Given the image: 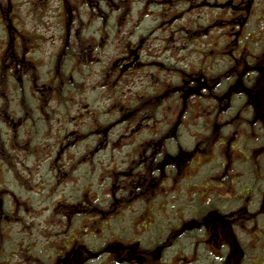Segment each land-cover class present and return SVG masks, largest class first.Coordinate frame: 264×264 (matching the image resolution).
<instances>
[{
    "label": "flooded vegetation",
    "instance_id": "obj_1",
    "mask_svg": "<svg viewBox=\"0 0 264 264\" xmlns=\"http://www.w3.org/2000/svg\"><path fill=\"white\" fill-rule=\"evenodd\" d=\"M154 1L144 0L143 9L150 13L144 15L147 24L154 16V25H158L161 14L167 16L170 26L178 25L175 15L192 16L202 35L188 41L199 44L209 33L211 48L203 49L196 64L185 69L178 65L181 60L166 57V64L174 65L173 72L165 63L153 60L150 64L165 68L154 67V85L158 87L154 92L148 85L142 93H135L133 102L110 114L115 120L98 137L86 121L79 130L69 129L63 136V141L70 142L59 145L58 154L69 155L77 167L87 165L99 150L108 148L110 154L120 155L125 148L126 165L107 169L110 183L101 181L92 190L86 181L71 184V170L62 173L59 183L67 194L54 200H50L55 194L50 187L55 183L34 190L33 197L43 194L40 199L22 198L18 180L11 184L15 191L9 189L8 182L6 186L0 183V264H264V49L256 52L252 46V50L248 48L249 44L264 47V25L242 39L259 0H177L186 7L181 4L178 11L166 7L156 14L150 12ZM210 7L216 9V15L205 13L201 19L200 10ZM10 12L11 8L1 12L11 48L2 60L1 78L7 80L12 74L21 84L20 75L45 74V81H38L36 75L29 82L42 96L54 93L58 74L63 82L67 77L71 81L73 74L85 73L71 68L76 60L92 56L82 49L74 51L78 57L73 54V61L67 62L70 69L65 62L62 69L61 59L69 52L60 50L49 70L38 71L30 44L24 43L21 53L14 48L21 33ZM97 19L102 25L103 19ZM260 19L264 22L263 10L257 13ZM215 28L220 34L213 39ZM182 33L180 39L188 37ZM144 41L122 40L123 52L113 64L115 79L133 74L134 66L142 65L139 52ZM102 87L106 88V83ZM39 105L43 108V103ZM127 106L132 111L124 114L120 108ZM20 108L21 103L10 110L12 118L6 120V127L20 125L22 118L23 123L32 121L40 111L31 106L19 115ZM157 110L162 111L161 118L152 116ZM97 120L100 123L96 114ZM126 121L129 134H123L124 141L105 134L107 128L112 131ZM80 143L85 146L82 151ZM51 153L42 154L50 157ZM19 154L25 158L35 156V151L3 152L0 174L15 172L18 179ZM27 168L35 171L22 165V170ZM95 169L80 170V177L86 179ZM57 173L50 169L46 174L57 181ZM98 180H103V175ZM122 222L127 226L121 227Z\"/></svg>",
    "mask_w": 264,
    "mask_h": 264
},
{
    "label": "rangeland",
    "instance_id": "obj_2",
    "mask_svg": "<svg viewBox=\"0 0 264 264\" xmlns=\"http://www.w3.org/2000/svg\"><path fill=\"white\" fill-rule=\"evenodd\" d=\"M201 2H205V0ZM151 3L153 9L150 12L154 14L161 13L166 7L171 9V11H178L177 6L182 4L178 5L177 0H167V3L162 2V0H155ZM144 5V0H0V22L3 23L0 26V66L2 65V60H5L8 51L11 49L7 43V22L2 19L3 13H1L2 11L5 13V9L9 8L13 12L9 17L14 19V23L17 24L16 28L21 33V36H17L14 48L15 50H20L21 53L24 50V43L30 44V49H33V51H30L33 54L30 55L35 57L38 71L46 72L49 70L53 64L54 56L60 50L65 53L69 52V56L61 59V61L63 60L61 62L62 69L64 62L66 67L70 69L68 63L73 61V54L78 57V54L74 53V51L82 49L85 54H92L89 57L85 56L80 61L79 59L76 60L71 65V68L85 72L84 74H73L71 81L67 77L63 82H61L62 78L58 74L57 88L55 87V91L52 94L39 96L30 87L29 82L32 77L38 75V81L43 82L46 78L45 74L20 75L21 84L17 82L16 77L12 74H9L7 80L0 77V113L3 114L0 117V125L2 124L0 126V169L3 152L7 151V153L12 155L13 152L27 150V148L35 151V156L23 158L21 154L18 155V163L21 161L20 165H18L21 166V169L19 167L18 179L15 172H12L15 175L12 173L0 174V183L3 186H6V182H8L9 189L14 190L15 186H11V184L18 180L23 189L22 198L40 199L43 198V194L40 193L41 196L33 197L34 190L42 184L50 187L51 184L55 183L50 187L55 193L50 197V200H54L67 194L63 188L60 189L61 186L59 185L63 181L64 176L62 173L65 175L66 172L74 171L71 180H68L69 183L80 184L86 181L87 184L92 185V187L88 186L92 190L101 181H103V185L111 182L112 177L109 175L110 171L107 170L108 168L126 165L128 159L123 157V152L127 151L125 148H122L120 155H117L114 151L113 154H110V149L108 148L99 150L92 159L87 161L89 164L92 162L95 165L85 164L77 167V165L71 164V160L68 158L69 155L58 154V147L70 142L63 141V136L69 129L79 130L78 128H81L85 121L93 133L97 132V137L100 134H104L103 131L106 125L111 124L115 120V116L110 114L115 112L116 109L118 110L120 106H126L128 101L133 102V95L142 93L148 85L151 86L153 92L158 88L157 85H154L157 81L154 77L155 75H153L157 71L155 68L159 70H165V68L150 64V62L156 60L163 64L165 63V67L170 68L173 72L174 65L166 64L168 63V58L172 61L181 60L178 65L183 66L182 68L185 69L187 66L195 65L197 62V57L193 50L204 49L206 52V48L209 46L207 39L211 38V34L208 33L209 36L207 38L202 37L199 44H192L188 41L196 34L198 36L202 35V31H198L197 25L193 24L195 22L192 16H173L179 21L178 25H176L177 27L166 24L167 16L164 14L157 17L158 20H161L158 25H154L156 22V18L153 20L154 16L147 24L144 15L149 12L143 9ZM182 5L181 7H186L185 4ZM263 8L264 0L257 1L250 22L244 28L242 37L244 41L247 38V33H257L258 29H262L261 25H264V22L261 19L257 20V13L260 12L262 14ZM200 12H202V16ZM200 12L196 14L201 16V19L205 13L210 15H216L217 13L213 7L208 10H200ZM98 17L103 19L102 25L98 22ZM261 17L262 15L259 18ZM207 18L209 19L210 16L207 15ZM211 20L210 23L212 22ZM180 24L183 25L184 30L180 27ZM200 24L202 26L203 21ZM217 30L218 28H215L211 31L214 36L213 39H216L220 34ZM182 32L188 37L180 39ZM126 38L133 40L137 38L145 39L139 52V61L142 65L134 66L135 71L133 74L124 73V76H118L119 78L115 79L112 75L113 64L117 57L122 54L124 48L121 47V44L122 40ZM65 40H67V43H65ZM215 43L216 40H214ZM250 46L256 52L264 49L260 44L256 46L249 44L248 48L252 50ZM240 53L241 50L235 55ZM80 63L83 66L79 67ZM143 64L147 66L145 69ZM147 64L152 67H148L149 65ZM135 65L138 64L135 63ZM106 74H110L109 77ZM149 74L152 75L150 76ZM104 83L107 85L106 88L102 87ZM19 103H21L19 115L21 113L26 114L28 111L27 107L31 108V106L40 108V111L36 112L34 120L33 116L31 117L32 121L23 123L22 118V120L18 121L20 125L6 127V120L8 121L12 118L10 110L17 108ZM39 103H43V108L40 107ZM86 106H88V109L84 113ZM120 109L123 110L124 114L132 111V109H128V106ZM101 110L106 111L101 114ZM84 114L87 115L86 119H83ZM96 114L100 123L98 120L95 121ZM152 116L161 118L162 111H154ZM123 119L130 120L131 118L125 117ZM126 122H123L125 126L120 124L114 126L112 131L107 128L105 134H108L111 139L117 138L116 140L124 141L127 138L123 134H126L129 129V121ZM102 125L103 127H101ZM82 144L78 145V147L81 145V151L85 148ZM122 144L120 142V147L123 146ZM61 148L71 152L68 148ZM116 149L117 147L114 150ZM49 151H52L51 156L48 157L46 155L44 157L42 153ZM114 156H117V158L113 161L112 158ZM12 159L15 161L14 158ZM11 160H9V163H11ZM120 161H123V164ZM22 165L32 167L35 171L33 172L31 168L22 170ZM90 167L96 169L89 171L90 174H86V179H83V175L80 177V170L82 173V169L87 168L88 170ZM50 169H53V172L58 170L56 175L58 182L54 177L47 176L46 173L50 172ZM100 174L103 175V180H98V177L101 176ZM100 188L101 186H98L99 190ZM76 195L78 196V193ZM120 226L127 225L122 222ZM124 235L125 233L122 234V236Z\"/></svg>",
    "mask_w": 264,
    "mask_h": 264
},
{
    "label": "trees",
    "instance_id": "obj_3",
    "mask_svg": "<svg viewBox=\"0 0 264 264\" xmlns=\"http://www.w3.org/2000/svg\"><path fill=\"white\" fill-rule=\"evenodd\" d=\"M193 46H195V45H193ZM193 51H194V53L196 54V56H199L200 54L203 55V53H204V52H203V49H197V50H193ZM200 52H201V53H200ZM199 53H200V54H199ZM126 134H129V132H127ZM93 157H94V156H93ZM93 157H91V158H89V159H92ZM89 159H88V160H89ZM87 165H95V163H92V162H91L90 164L88 163ZM90 168H91V167H90Z\"/></svg>",
    "mask_w": 264,
    "mask_h": 264
}]
</instances>
